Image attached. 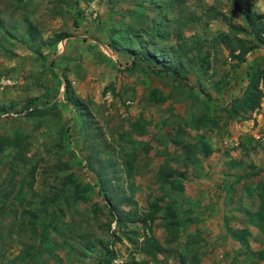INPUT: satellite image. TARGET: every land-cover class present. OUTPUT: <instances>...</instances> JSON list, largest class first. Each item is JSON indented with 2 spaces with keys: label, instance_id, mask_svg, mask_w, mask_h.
<instances>
[{
  "label": "rangeland",
  "instance_id": "1",
  "mask_svg": "<svg viewBox=\"0 0 264 264\" xmlns=\"http://www.w3.org/2000/svg\"><path fill=\"white\" fill-rule=\"evenodd\" d=\"M247 10L263 14L264 0H0V138L24 137L0 152V264H102L106 244L110 264H264V226L244 214L264 185V46L241 64L210 46ZM143 46L156 61H139ZM165 60L187 86L150 72ZM247 68L258 104L233 117ZM194 142L209 155L188 153ZM165 171L181 192L160 183ZM100 172L111 203L93 186ZM168 203L181 224L170 243ZM50 219L57 230L31 238ZM153 239L171 250L146 255Z\"/></svg>",
  "mask_w": 264,
  "mask_h": 264
},
{
  "label": "trees",
  "instance_id": "2",
  "mask_svg": "<svg viewBox=\"0 0 264 264\" xmlns=\"http://www.w3.org/2000/svg\"><path fill=\"white\" fill-rule=\"evenodd\" d=\"M16 2H22V0H15ZM214 8L213 6L209 7L205 12L204 15L207 16V18L215 19L216 13L213 12ZM78 9H75V16L73 17L72 24L73 26H78V17L77 13ZM212 14H209V13ZM243 22L244 24L240 25H227V30L223 33H218L214 37H212L210 41V46L217 47L220 45H223L224 48L227 50L229 56H231L237 64H241L245 62V56L252 52L253 50H256L259 48V46H264V13L263 14H254L250 13L248 10L243 14ZM61 35H56L54 39L51 41L52 43H57L61 39ZM115 42L111 41L109 44L112 48H114ZM153 44V43H151ZM174 50L180 51L181 46L173 47ZM169 52H172L171 49H168L166 51V54H170ZM183 53L185 51H182ZM140 59L139 61H145V63L149 64V60L156 61L157 59L153 58L152 56H148L147 53V46H143V48L139 51ZM142 59V60H141ZM161 67L157 69H151L150 72L154 75L160 74V72H169L172 76V79L175 81V83L178 86H187V83L182 81L180 77L178 76L179 68H180V62H177L176 64L172 63L170 60H165L161 62ZM248 74V75H247ZM246 75H247V84L243 88V98L242 100H235L233 102V108H232V115L233 117L236 116L238 110H246L247 107H256L258 104V98H255V93H259L257 89V84L255 79L253 78V75L249 72V69H246ZM43 109H32L29 110L26 116H35L44 114ZM196 124L200 127H207L206 123L201 120V124L196 121ZM211 126V125H210ZM24 140V137L19 132H14L11 137H1L0 138V152H2L4 149H16L20 146L21 142ZM185 149L188 153H199L202 157H206L209 155L210 151L201 143V142H194L192 144H186ZM113 154V152H112ZM131 159V158H130ZM129 160V159H128ZM129 164L126 165L125 173H129L131 171V165L130 161ZM31 173L33 171H30ZM172 172H164L161 176L160 183L167 184L169 186V189L175 192H181L182 187L179 184H175L171 176ZM96 181L94 182L93 186L98 187V193L103 195V199L106 202L111 203L112 199H116L118 196V191L113 186H107L105 181L103 180L102 173L96 174ZM78 188V185L75 187V189ZM89 188V187H88ZM87 189V187H86ZM84 191H86L84 189ZM83 193H80L77 195V198H81L82 201H85V198L82 197ZM257 197V205L253 210H246L244 214L247 217H251L250 221L256 224L258 228H261L264 226V185L261 184L256 192ZM120 202V201H118ZM3 208V207H2ZM113 207H107L108 214L111 216L113 215ZM158 210L157 208L155 209ZM159 210H161V216L160 218L164 221L163 228L165 231V237L167 238V243L174 242L177 239L178 233L180 232L181 224L178 215L176 214L173 204L168 203L164 206H160ZM152 217H150V220H152ZM52 219H55V216L52 217ZM47 223L40 222V230L37 229L36 225L34 223L30 224L29 232L31 234V238L37 239L39 243H44L46 241V233H48L47 226L51 224V220ZM148 219V217H147ZM36 218L34 219V221ZM117 224L120 220L119 215H117L116 218ZM50 223V224H49ZM51 231H56V227L50 225ZM234 236L237 238V240L241 241L243 240L244 236L242 233H236L235 231L232 232ZM240 237V238H238ZM3 240L2 234L0 233V242ZM92 250L90 247L86 248V250ZM144 251H147L145 254L151 256L152 258H155V253H166L168 250L171 249H165L162 247L156 240L153 239V241L146 240L144 242ZM115 259V253L110 248V244H106L103 246V251L99 256V263L102 264H110L112 260ZM129 264H144V262H135L131 261Z\"/></svg>",
  "mask_w": 264,
  "mask_h": 264
}]
</instances>
